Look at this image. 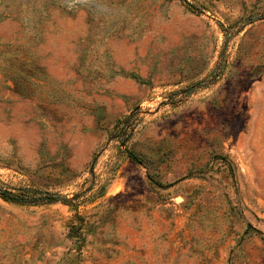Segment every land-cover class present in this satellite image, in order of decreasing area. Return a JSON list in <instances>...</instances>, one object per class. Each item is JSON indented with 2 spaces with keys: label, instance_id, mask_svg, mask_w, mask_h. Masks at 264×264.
Returning a JSON list of instances; mask_svg holds the SVG:
<instances>
[{
  "label": "rangeland",
  "instance_id": "374dc122",
  "mask_svg": "<svg viewBox=\"0 0 264 264\" xmlns=\"http://www.w3.org/2000/svg\"><path fill=\"white\" fill-rule=\"evenodd\" d=\"M0 264H264V0H0Z\"/></svg>",
  "mask_w": 264,
  "mask_h": 264
},
{
  "label": "trees",
  "instance_id": "16d2710c",
  "mask_svg": "<svg viewBox=\"0 0 264 264\" xmlns=\"http://www.w3.org/2000/svg\"><path fill=\"white\" fill-rule=\"evenodd\" d=\"M8 187L4 185L2 182H0V197L3 198L6 201L17 203L20 205H29V204H35L39 205L40 203H51L54 202L56 199L55 197L48 196V197H39L32 200H28L26 194L31 195L33 194L30 192H20V195H14L11 191L7 189Z\"/></svg>",
  "mask_w": 264,
  "mask_h": 264
}]
</instances>
